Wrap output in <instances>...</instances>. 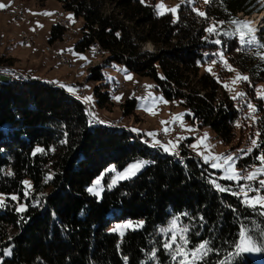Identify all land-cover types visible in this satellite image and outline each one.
I'll return each mask as SVG.
<instances>
[{"label":"trees","instance_id":"trees-1","mask_svg":"<svg viewBox=\"0 0 264 264\" xmlns=\"http://www.w3.org/2000/svg\"><path fill=\"white\" fill-rule=\"evenodd\" d=\"M57 2L82 20L74 51L95 45L106 55L89 68V80L103 81L101 69L112 64L150 78L166 101H177L189 111L191 123L210 129L225 145L237 137L236 127L248 129L250 135L259 132V146L240 160L245 169L259 164L257 157L264 153V99L255 90L264 83V48L241 45L232 21L241 20L240 14L264 12L260 0H193L179 4L176 17L157 15L154 0ZM213 26L215 32L206 31ZM62 32L53 25L49 44L61 39ZM256 38L264 44V31ZM146 43L154 51H142ZM237 72L249 80L240 82L245 95L233 99L224 84ZM101 87L109 84L94 88L96 105L111 107L109 93H101ZM248 103L256 107L255 119L249 117ZM122 106L128 116L135 100L127 99ZM92 119L83 103L63 88L29 78L0 81V193L16 194L20 200L28 179L32 187L27 193L43 207H32L29 199L23 213L9 204L0 206L1 264H176L164 248L170 240L155 235L171 218L188 229V250L209 241L212 251L196 264H219L233 250L242 227L253 229V235L264 228L261 210L245 207L233 195V181L218 180V173L183 144L179 160L141 144L125 129L92 124ZM133 158L148 160L149 165L131 180L106 186L105 170L121 169ZM101 176L104 189L97 200L88 188ZM213 180L228 191L217 195ZM47 188H52L51 194L39 195ZM125 220L135 228L123 235L110 231ZM6 226L16 231L12 238ZM256 255L264 264V253ZM244 264L254 263L246 256Z\"/></svg>","mask_w":264,"mask_h":264},{"label":"rangeland","instance_id":"rangeland-1","mask_svg":"<svg viewBox=\"0 0 264 264\" xmlns=\"http://www.w3.org/2000/svg\"><path fill=\"white\" fill-rule=\"evenodd\" d=\"M154 2L157 15H160L158 14L159 11H164V14L171 13L176 17L177 11L172 13L166 11V9H172L185 2L192 3L193 0H183V2L182 0H154ZM260 2L264 6V0H260ZM0 4L6 6L0 8V81L14 82L23 81L25 79L27 80V78H29L63 88L67 93L74 95L76 99L83 103L84 109L91 117H93L92 124H96L98 121L103 126L125 129L130 135L137 137L138 142L141 144H145V146L150 149L161 148L164 152L173 154L179 160L181 159L179 148L180 145L183 144L184 149L190 150L189 152L199 158L202 163L207 164L212 171L218 173L216 174L217 179L221 181L232 180L224 179L223 177L226 174L224 169L211 167V164L216 163L217 161L209 159L208 162H205V156L211 155L214 157L220 154H234L235 169L242 175H246L249 171L261 166V162L258 160L259 164L250 169H245L240 162L241 159L248 156L255 149L251 144V140H257L256 134L250 135L247 132L248 129L241 131L240 127H236L235 137H237L233 139L229 145H225L216 138L210 129L198 128L191 123L190 120L186 118L189 111L179 105L177 101H167L168 103L159 102L158 98L162 96L156 91L154 82L150 78L139 77L135 73L126 70L122 65L112 64L110 66H104L101 69L104 76L103 81L89 80V68L99 65L105 59L106 55H103L95 45L91 46L84 52L74 51V44L81 38L80 29L83 23L82 20L77 19L73 13L64 12L57 0H0ZM160 4H163L165 7L157 9L156 6ZM21 9L25 12V17L28 18L27 22H20V20L13 15L16 10ZM106 9L108 8L106 7ZM44 13H51V15H44ZM70 14L73 18L72 20H69L68 18ZM238 16H240L242 21L249 18L247 21L253 22L251 26L259 29L257 32L264 31V12H262L258 18H256L255 15L244 17L240 14ZM53 25L59 26L63 32L61 39L53 44H49L50 29ZM33 33L37 34V38L33 44L30 46H22L23 34L31 36ZM93 49H95V52H93ZM142 51L152 52L154 51V47L150 43H146L142 46ZM58 55H61V57L66 60L59 61L60 57ZM80 56L87 57V60L80 59ZM206 69L209 70L210 68L208 67ZM203 71L204 69H202L201 72ZM9 72H12L13 75L15 74L14 79H12L14 81H9L11 79L4 78L6 74H10ZM126 75H131L132 79H126ZM235 77L236 74L233 76L230 84H228L232 90L225 89V93L231 98L236 96L238 92L243 93L240 87L241 81L232 84ZM196 79L197 77H190V80H193V82L196 81ZM106 83L109 84V87H101V93H109L112 106L110 107L108 105L103 108H98L94 97V88L100 84ZM117 85H121L119 89H115V86ZM69 88H73L76 91H69ZM258 89L264 90V83H261L256 87L255 94L257 97H259L257 94ZM149 93H151V96H149ZM85 96H91L92 101L87 103L84 102L83 97ZM114 96H120L121 99L117 101L113 99ZM127 99L135 100L134 111L128 116L123 113L124 107L122 106ZM163 100L166 101L164 98ZM145 108L152 109L156 114H150ZM249 113L251 115H249V117L251 118L255 115V113L250 111ZM179 114H183L182 119L173 121V117ZM162 121H167L168 123L162 124ZM181 124H183V127ZM133 129L137 131H133ZM165 129H167V131H165ZM239 131L242 132L241 136L239 135ZM148 133H154L155 135L150 136ZM205 133H207L208 139L203 141V143L197 148H193L192 145L198 144L201 138L204 137ZM156 140L160 141V145L170 147L169 142H173L177 146L173 150L165 151L160 145L153 146V143ZM249 148H252L251 152H247V149ZM260 155L261 153L258 156ZM138 162H143V166L135 172V175L128 176V178H120V174L125 173L130 165ZM220 163H222V161H220ZM148 165V160L133 158L121 169L115 166H109L104 172L107 175L106 186L112 188L120 182L131 180ZM104 178L105 176H101L94 179L89 186V188H93L94 191H88V193L96 197L97 200L100 199L104 189L102 183ZM258 179H264V176H260ZM25 181L28 182V185L24 184L28 192L32 187V184L28 179ZM97 181H99V184H96ZM113 181H115V183H113ZM46 182L48 181H45V183ZM233 183V187L236 189L234 193H239V195L235 196L240 199L245 207L254 209L243 202L244 196L241 192V185H250L251 188L259 190L258 192L250 191L248 193L249 197L254 195H264V188L259 185L258 180H241L239 182L233 181ZM213 188L217 190L215 186ZM27 192L25 191V195L20 200L16 194L5 195L2 193H0V199H3V205L9 204L10 206H14L18 213H23L27 210V203L25 202L27 199H29L32 207L35 206L43 209V207L37 206V202L33 201L31 198L32 193ZM220 192L221 191L217 190V195H220ZM51 193L52 188H47L39 193V195L42 194L47 196ZM12 196H16L17 199L12 200ZM21 205L25 206L23 212L17 210ZM255 209H260L264 215V208L257 207ZM174 220L177 225L176 231L179 234L181 227L178 226L176 218H171L164 226H161L156 230L155 235H158L161 238L167 237L170 240L172 233L166 230L172 228V221ZM118 225L121 227L118 228ZM133 228H135V226L132 223L129 224V221L125 220L122 223L113 225L110 228V231H116L121 235V233L124 234L128 229ZM6 230L9 238H12V236L16 234V231L10 226H6ZM169 242H171V240ZM175 247L176 246L173 245V249L168 252L172 257ZM3 252L7 254V248H4ZM247 257L254 264H257L254 256L252 257V255L249 254ZM181 259L182 257L177 256L174 260L177 262L176 264H178V261ZM1 262L2 257L0 256V264Z\"/></svg>","mask_w":264,"mask_h":264},{"label":"snow or ice","instance_id":"snow-or-ice-1","mask_svg":"<svg viewBox=\"0 0 264 264\" xmlns=\"http://www.w3.org/2000/svg\"><path fill=\"white\" fill-rule=\"evenodd\" d=\"M142 3H144V0H141ZM183 2V0H182ZM205 2H209V0H205ZM6 7L3 4H0V8ZM157 9L164 8L165 6L163 4L157 5ZM180 7V5H177L176 7L172 9H166V11H170L172 13H175L177 9ZM195 11L198 12V15L200 16H205L206 14L204 12H199L198 10L194 9ZM158 14L163 15L164 11H159ZM44 15H51V13H44ZM69 20H72L71 14L69 15ZM74 22V21H73ZM233 24L237 25V32L239 33V40L241 45H253L256 44L258 48H264V44H260L257 41L255 33L259 30L255 27H252L251 21L247 20H233ZM209 33L215 32V27H209L206 29ZM235 34V33H233ZM216 44H220V40H215L214 41ZM93 52H95V49H93ZM221 59H223V53H220ZM80 59L87 60V57L80 56ZM261 58L264 59V55H261ZM215 63V61H213ZM225 66L230 70V71H235L234 69L231 68V65H228L227 61L224 60ZM211 71V69H209ZM126 79L131 80L132 76L131 75H126ZM249 77L244 76L240 74L239 72L236 73L235 79L232 81V84H235L239 81H248ZM147 87H152V86H147ZM224 87L226 89L232 90L228 84H224ZM69 91L75 92L76 90L73 88H69ZM257 94L261 99H264V90L258 89ZM245 93L238 92L236 96L233 97V99H237L238 97H243ZM149 96H151V93H149ZM113 99L119 101L121 99L120 96H114ZM159 102L163 103H168L167 101L163 100V97L158 98ZM84 102H91L92 97L91 96H85L83 97ZM248 109L252 112H256V107L248 103L247 104ZM146 111H149L150 114L155 115L156 112L153 111L150 108H145ZM183 114H179L175 117H173V121L175 120H180L182 119ZM252 119H255V116L252 117ZM162 124H167V121H162ZM183 127V124H181ZM239 126V124H237ZM133 131H137L133 129ZM167 131V129H165ZM150 136H154V133H148ZM260 133L257 132L256 136L259 137ZM208 139L207 133H205L204 137L201 138V140L198 142V144L192 145L193 148H197L203 141H206ZM251 144L253 147H258L259 145L257 144L256 139L251 140ZM160 145V141L156 140L153 143V146ZM169 146H164L160 145L161 147L164 148L165 151H170L176 148V144L173 142H169ZM37 152L43 151L42 149L37 148ZM244 151V150H241ZM252 148L247 149V152H251ZM199 154V153H198ZM205 162H208L209 159H213L217 161L216 163H212L211 167L213 168H223L225 171V176L223 177L224 179L232 180L239 182L241 180H246V181H254L258 180L259 185L264 188V179H258L260 176H264V153H261L260 156L257 157V159L261 162V166L258 168H255L252 171H249L246 175H242L240 172L236 171L235 169V156L234 154H220L217 156H205L204 157ZM222 161V163H220ZM143 166V162H138L136 164H132L129 166V168L126 170L125 173L120 174V178H128V176L135 175V172L138 171L141 167ZM25 185H28L27 181L23 182ZM115 183V181H113ZM217 188V190L224 192L228 191V189L222 187L221 185L217 184L214 180L211 181ZM96 184H99V181L96 182ZM30 187V185H29ZM89 192H93V188L88 189ZM258 192V189H253L251 188L250 185H241V192L243 193L244 196V203L247 204L249 207L252 208H264V195H254L249 197L248 193L249 192ZM233 195H239V193H233ZM12 200H16V196L11 197ZM3 199H0V206H3ZM18 211L23 212L25 210V206L21 205L18 209ZM131 222L129 221V224ZM141 224L143 222H140ZM176 221H172V228L167 229L166 231L171 232L172 235L170 237L171 242H166L164 244L165 249L172 250L173 245H175V249L173 250V259H175L177 256L182 257L180 261H178V264H196L197 261L202 260L212 249L209 247V241H203L200 243L197 247H195L192 250H186V246L189 243L188 238L186 233L188 232L187 228H181L179 230V234L176 231ZM118 228L121 226H117ZM253 229H249L246 227H242L241 231L239 233V238L238 240L234 243L233 245V250L230 251L227 254V257L225 260L219 261V264H244V258L249 255V254H262L264 253V228L260 229V232L258 235H253ZM123 233H121L122 235ZM10 254V250L9 253ZM152 256L155 257V251L152 252Z\"/></svg>","mask_w":264,"mask_h":264},{"label":"built area","instance_id":"built-area-1","mask_svg":"<svg viewBox=\"0 0 264 264\" xmlns=\"http://www.w3.org/2000/svg\"><path fill=\"white\" fill-rule=\"evenodd\" d=\"M15 14H18L20 16V22H27L28 18L25 17V15L21 12H15ZM24 35V43H21L22 46H30L31 44H33V42L36 40L37 38V34L33 33L31 36H27L26 34ZM60 57V59L63 61L64 59L61 58V55H58ZM66 60V59H65ZM10 74H6L4 78L7 79H14V75L12 74V72H9ZM115 88H120V86H115Z\"/></svg>","mask_w":264,"mask_h":264},{"label":"bare ground","instance_id":"bare-ground-1","mask_svg":"<svg viewBox=\"0 0 264 264\" xmlns=\"http://www.w3.org/2000/svg\"><path fill=\"white\" fill-rule=\"evenodd\" d=\"M16 12H21V13H23L24 15H25V12L21 9V10H16ZM260 14L261 13H259V14H254L255 15V17L256 18H258V17H260ZM13 15H14V17H16L18 20H20V16L18 15V14H15V12L13 13ZM248 17H250V16H248ZM247 20H249V18H246ZM61 22V21H60ZM59 22V23H60ZM22 43H24V36H23V39H22ZM62 58V57H61ZM62 59H65V58H62ZM59 61H62L60 58H59ZM7 79V78H6ZM117 86H121V85H117ZM116 89V88H115ZM117 89H119V88H117ZM123 89V88H122ZM91 108V107H90ZM252 255V257L254 256L255 257V260H256V262H257V264H260V261L258 260V258L256 257V255L255 254H251Z\"/></svg>","mask_w":264,"mask_h":264},{"label":"water","instance_id":"water-1","mask_svg":"<svg viewBox=\"0 0 264 264\" xmlns=\"http://www.w3.org/2000/svg\"><path fill=\"white\" fill-rule=\"evenodd\" d=\"M261 264V263H260Z\"/></svg>","mask_w":264,"mask_h":264}]
</instances>
